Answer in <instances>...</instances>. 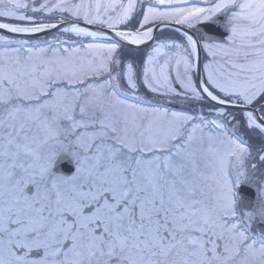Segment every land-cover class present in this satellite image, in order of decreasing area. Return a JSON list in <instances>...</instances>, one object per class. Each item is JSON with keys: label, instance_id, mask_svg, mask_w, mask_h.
<instances>
[{"label": "snow or ice", "instance_id": "1", "mask_svg": "<svg viewBox=\"0 0 264 264\" xmlns=\"http://www.w3.org/2000/svg\"><path fill=\"white\" fill-rule=\"evenodd\" d=\"M0 264H264V0H0Z\"/></svg>", "mask_w": 264, "mask_h": 264}]
</instances>
